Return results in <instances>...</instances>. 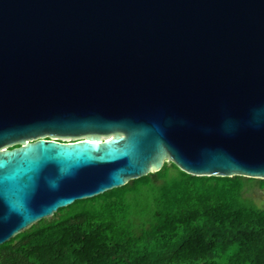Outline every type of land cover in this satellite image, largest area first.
Here are the masks:
<instances>
[{"label":"water","instance_id":"water-1","mask_svg":"<svg viewBox=\"0 0 264 264\" xmlns=\"http://www.w3.org/2000/svg\"><path fill=\"white\" fill-rule=\"evenodd\" d=\"M168 162L264 180V0H0V245Z\"/></svg>","mask_w":264,"mask_h":264},{"label":"trees","instance_id":"trees-1","mask_svg":"<svg viewBox=\"0 0 264 264\" xmlns=\"http://www.w3.org/2000/svg\"><path fill=\"white\" fill-rule=\"evenodd\" d=\"M256 189L264 180L198 177L168 162L38 220L0 245V264H264Z\"/></svg>","mask_w":264,"mask_h":264},{"label":"rangeland","instance_id":"rangeland-1","mask_svg":"<svg viewBox=\"0 0 264 264\" xmlns=\"http://www.w3.org/2000/svg\"><path fill=\"white\" fill-rule=\"evenodd\" d=\"M250 196H252V198H254L253 201L259 208H264V190H262V191H260L258 189L252 190V192L250 193ZM250 196H249V198L251 199Z\"/></svg>","mask_w":264,"mask_h":264}]
</instances>
